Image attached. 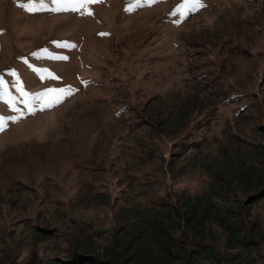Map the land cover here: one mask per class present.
<instances>
[{
    "label": "rangeland",
    "instance_id": "1",
    "mask_svg": "<svg viewBox=\"0 0 264 264\" xmlns=\"http://www.w3.org/2000/svg\"><path fill=\"white\" fill-rule=\"evenodd\" d=\"M202 3L0 0V264H264V0Z\"/></svg>",
    "mask_w": 264,
    "mask_h": 264
},
{
    "label": "snow or ice",
    "instance_id": "2",
    "mask_svg": "<svg viewBox=\"0 0 264 264\" xmlns=\"http://www.w3.org/2000/svg\"><path fill=\"white\" fill-rule=\"evenodd\" d=\"M100 2V0H28L27 11L35 14V12H50L53 14L60 13H74L80 15H92L90 11H87V6ZM139 6H143L144 3L154 2V0H137ZM23 6V5H22ZM202 7H206L202 3V0H185V4L181 6V15L184 18H187L185 15L184 9H186L187 14H191ZM57 47H68L67 44H57ZM75 47V45H72ZM46 51V50H45ZM47 58L53 60H65V56H57L50 54ZM15 75V73H12ZM44 79V77H42ZM47 79L56 80L59 79L54 74H50ZM19 91L24 96H29L28 93H25L23 88H20ZM8 94L7 85L2 79H0V98ZM74 94L73 89L68 87L61 88H48L45 91L37 94H32L29 96L27 101H22L24 107L28 110L29 115H35L37 111L43 112L51 110L55 107H58L64 102V100ZM12 111H19L16 109L15 105H10ZM22 116V113H21ZM15 122V121H14ZM6 120L0 117V131L5 130Z\"/></svg>",
    "mask_w": 264,
    "mask_h": 264
}]
</instances>
